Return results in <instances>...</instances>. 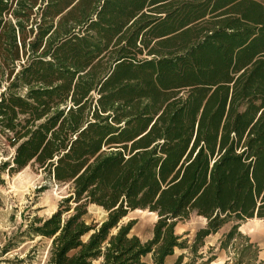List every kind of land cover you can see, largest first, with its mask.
Listing matches in <instances>:
<instances>
[{
  "label": "trees",
  "instance_id": "16d2710c",
  "mask_svg": "<svg viewBox=\"0 0 264 264\" xmlns=\"http://www.w3.org/2000/svg\"><path fill=\"white\" fill-rule=\"evenodd\" d=\"M0 136L1 174L67 186L21 232L43 264H166L177 249L174 264H213L206 240L229 222L219 250L264 264L240 231L264 219V3L0 0ZM135 210L158 216L147 241L123 224ZM193 215L207 223L190 243L176 227Z\"/></svg>",
  "mask_w": 264,
  "mask_h": 264
},
{
  "label": "rangeland",
  "instance_id": "374dc122",
  "mask_svg": "<svg viewBox=\"0 0 264 264\" xmlns=\"http://www.w3.org/2000/svg\"><path fill=\"white\" fill-rule=\"evenodd\" d=\"M264 3V0H257ZM14 149L6 145L0 136V161L8 160ZM0 264H43V242H24L20 239L21 232L27 227L28 221L35 217H49L57 211L60 202L68 194L67 186L57 184L53 179L37 167L28 166L10 176L0 173ZM90 220L103 221L107 213L95 206L89 207ZM158 216L148 210H135L123 220V224L135 222L131 234L147 241L153 236L154 225ZM206 219L193 215L186 221L179 222L176 232L184 235L191 243L196 232L206 226ZM235 222H229L216 234L206 240L204 252L214 247L217 259L213 264H232V255L220 251V240L228 233ZM240 231L257 243L260 248V259L264 261V219L253 218L240 224ZM21 241V242H20ZM36 245L35 250H31ZM7 248V249H6ZM8 252H7V251ZM7 252V253H6ZM184 251L177 249L175 254L166 260V264H174L177 257ZM152 264L151 256L145 259Z\"/></svg>",
  "mask_w": 264,
  "mask_h": 264
}]
</instances>
